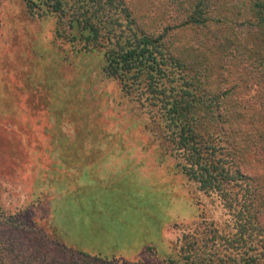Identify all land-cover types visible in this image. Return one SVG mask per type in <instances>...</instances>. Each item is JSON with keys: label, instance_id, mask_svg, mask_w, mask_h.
I'll list each match as a JSON object with an SVG mask.
<instances>
[{"label": "rangeland", "instance_id": "374dc122", "mask_svg": "<svg viewBox=\"0 0 264 264\" xmlns=\"http://www.w3.org/2000/svg\"><path fill=\"white\" fill-rule=\"evenodd\" d=\"M146 1L163 17L170 9L171 0ZM69 16L59 21L26 0H0L4 263L51 264L55 241L38 252L23 238L37 233L60 238L68 251L87 249L92 260L108 256L92 264H184L187 241L213 247L214 237L234 233L231 212L184 172L185 157L146 95L105 72L104 49L83 48L88 31L71 27ZM164 21L175 42L195 45L177 31L179 20Z\"/></svg>", "mask_w": 264, "mask_h": 264}, {"label": "trees", "instance_id": "16d2710c", "mask_svg": "<svg viewBox=\"0 0 264 264\" xmlns=\"http://www.w3.org/2000/svg\"><path fill=\"white\" fill-rule=\"evenodd\" d=\"M26 2L59 21L70 11V26L88 31L83 48L102 47L105 72L139 91L141 99L146 95L175 154L185 157L184 172L218 193L230 210L234 233L214 237L213 247L187 241L181 247L184 264H264V0H171L165 17L146 0ZM165 19L179 20L177 31L183 27L195 45L175 42ZM232 126L234 139L228 135ZM23 238L38 252L55 241L59 249L51 264L94 255L68 251L57 237ZM222 249L232 252L221 256ZM0 254L5 264L4 247Z\"/></svg>", "mask_w": 264, "mask_h": 264}]
</instances>
